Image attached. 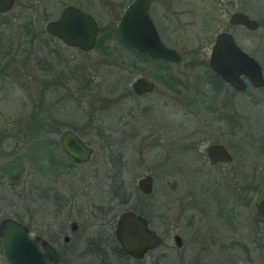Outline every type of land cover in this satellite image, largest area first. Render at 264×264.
Masks as SVG:
<instances>
[{
	"label": "rangeland",
	"instance_id": "obj_1",
	"mask_svg": "<svg viewBox=\"0 0 264 264\" xmlns=\"http://www.w3.org/2000/svg\"><path fill=\"white\" fill-rule=\"evenodd\" d=\"M65 1L16 0L11 9L0 14V136L4 137L0 151L14 147L21 168L13 187L7 175L0 184V218L17 215L42 233L45 220L57 226L66 218H75L80 225L67 244L74 248L75 255L84 247L86 236L96 229L94 204L107 203L111 207L109 217L133 207L146 214L151 227L163 237L155 250L159 252V264H264V221L251 217V201L257 198L256 188L264 181V148L257 147L264 135V104L254 103L248 93H236L233 97L241 108H236L242 112L237 120L241 128L227 129L219 118L210 121L205 107L209 83L205 67L202 62L190 63L198 45L194 39H203L217 26L207 29L208 25L202 23L205 14H198V23L178 30L182 37L175 47L181 61L168 64L159 60V67L165 68L157 73L152 61L142 59L138 64L143 66L134 68L119 59L117 55L124 56L128 51L109 28L116 22L113 13L99 5L91 10L99 27L97 38L102 41L96 47L82 52L49 38L43 24L57 15ZM245 6L252 12L258 10L251 2ZM28 18L36 24L32 33L24 30ZM241 36L240 31L238 38ZM196 48H200L197 57H204L206 46ZM130 55L128 58L135 62L134 54ZM260 61L264 71V57ZM47 62L50 66L46 69ZM164 70L175 75L176 89L162 81ZM141 72L154 80V92L137 98L125 94L132 78ZM100 97H107L103 101L110 103L100 107ZM32 107L39 116H45L48 130L44 132L45 125L40 123L36 126L39 133L34 131L29 136L25 121L31 119L24 116ZM64 127L76 129L93 148L87 162L71 169L57 142V134ZM128 129H135L136 136L115 142L124 162L122 172L114 176L127 194L123 202L108 195L106 183L111 179L105 168L107 148L102 146L106 142L97 132L119 139ZM213 131H220L217 139L231 152V162H207L203 147L214 140ZM45 137L53 155L51 164L59 167L50 174L43 169L44 158H38L32 148L43 140L47 142ZM0 156V165L10 159V154ZM32 158L38 159L40 167ZM144 173L152 176L149 194L136 188V180ZM47 185L70 198L57 217L46 216L51 213L42 197ZM74 201H81L89 211L83 220L75 216ZM226 208L228 215L224 216ZM203 213L205 218L201 220ZM190 214L194 221L189 226ZM212 223L213 229L208 230ZM173 233L182 238L179 248L174 245ZM155 251L140 261L114 262L149 264ZM0 261L5 262L2 258ZM71 264L87 263L74 258Z\"/></svg>",
	"mask_w": 264,
	"mask_h": 264
},
{
	"label": "flooded vegetation",
	"instance_id": "obj_2",
	"mask_svg": "<svg viewBox=\"0 0 264 264\" xmlns=\"http://www.w3.org/2000/svg\"><path fill=\"white\" fill-rule=\"evenodd\" d=\"M15 1L16 0L13 1V4L15 3ZM131 1L132 0H66L65 2H62L57 15L54 18L47 19L44 22V24L47 21L56 19L61 8L65 5H73L77 8H79L81 11L91 15L97 24V20H96L95 16L93 15V12H91V10L94 7L93 5H95V6L99 5L101 8L108 9L113 13V18L115 17L114 21L116 20L115 25L113 24L111 27H109V26H107V27L113 29L115 34H117L119 41L126 47V50L128 51V53L125 54L124 56H122L121 54H119L120 56L117 55L119 57V59L121 61L123 60L127 65H129L131 67L133 66L135 68L137 66H143L142 64H138V61L139 62L143 61L144 59L142 58L141 55H144V56L146 55V57H149L150 60H145V61L146 62L152 61V64H153L152 68L155 69V72L158 73L159 68L157 67V65L155 63L156 61L162 60L168 64H170V63L176 64V63H179L181 61L182 55H181L180 51L175 47V45H177L176 43L179 42L178 37H179V40L182 37V34L180 36H178V30H180V29L182 30V28L185 27L186 25H195L196 22L198 23L199 22L198 20H200V18L197 15L198 14L199 15L205 14L206 21L202 22V23H204L205 25H208L207 29L212 27V25L217 26V27L216 28L214 27L213 30L209 31L208 35H206L203 39H201V38L199 39V37L198 38L194 37L195 39L193 38L194 40L197 39L196 42L198 43V45H196V47L203 45L205 48V46H206V48H205L206 51H204V54H203L204 57H197L196 53L199 52L200 48L195 47L194 51H193L194 60L190 61V63L194 64V63L202 62V64L205 67L206 80L209 82V83H207L208 84V91L206 92V100H205L206 105H205V107L209 113L210 121L213 118L215 120H217L219 118L221 120L222 124L227 129H228V126L232 129H234V128L238 129L240 127L237 120L241 118L242 112H241V110L236 111V108L241 109L238 106V104L234 101L233 96L236 93L237 94H240L243 92L248 93L249 98L251 96L254 103H256L257 105H259L261 103L264 104V89H263L264 83L261 86H253L248 82L246 76H244L243 74H240L239 76L242 77L243 80L245 81V86L237 89V88L233 87L232 85H230L227 81L223 80L221 78V76L215 72V70L213 69V67L210 64V59L212 56V48H213V45L215 43L216 36H217V34L223 32V33L228 34V36L231 38L234 45L240 51H242L245 54H247L248 56L252 57L259 64L260 70H261V75H262L263 81H264V76H263L264 71L262 68V63L260 61L261 57H264V0H148L147 12H148L153 24H154V27L157 31L159 39L161 40V42L164 45L175 49L179 53L180 60L178 62H172V61L160 58V57H152V56L148 55L146 52L139 51L136 48L130 46L120 36V34L117 30V22H118L120 14L122 13L124 8ZM248 2L253 3L258 8V10L256 12L249 11L248 8H246V6H245L246 3H248ZM13 4L11 5V7L9 9L12 8ZM8 10H6V11H8ZM6 11L0 12V14H3ZM235 12L242 13V14L246 15L248 19L255 21L254 26L252 28H250L249 26H246L243 23L233 22V20L231 19V15ZM187 17H189V18H187ZM156 19H157V21H156ZM27 20H28V23H24V26H25V28H28L32 33L34 31V29L36 28L35 21L33 18L32 19L28 18ZM44 24H43V30L49 38H51V37L56 38L57 40L62 42V44H64L65 46L74 47L77 50L82 51V52L88 51V50L96 47L100 43H102L101 40H100L99 44L97 43V40H98L97 34H98V30H99L98 24H97V34H96L94 45L88 50H81L75 46L67 45L60 38L46 32L44 29ZM239 30L243 33L244 37L241 36L242 38H240V37L238 38V34L240 33ZM251 32L252 33L255 32L254 37H250V34H252ZM32 37L35 38V36H32ZM32 37L30 38V40L32 39ZM201 41H203V42H201ZM191 50H193V49H191ZM129 52L131 53V55H130L131 57L134 54L135 62H133L132 59L128 58ZM3 54L1 56H3ZM48 66H50V65L47 62L46 69L48 68ZM141 68H143V67H141ZM164 72L165 71H163L162 75L164 74ZM167 73H165L164 75H166ZM137 76H144L147 79L153 81V83L155 84L154 80L150 79L146 74H144L142 72L140 74L136 75L134 78H136ZM172 77L175 78V75L172 74ZM134 78H132V80ZM132 80L129 83V87L125 90V94H127L131 97L137 98V97H141V96H144V95H147V94L154 92L155 86L153 87V89L145 90L141 93L133 92L132 89L130 88V84H131ZM176 80L177 79L174 80V83L176 86H178L176 84ZM192 87L194 88V86H192ZM249 87L252 89H247ZM178 89H180V88H178ZM228 89H230V91H228ZM104 99H107V97H103V98L100 97V100H101V102H100L101 104L99 105L100 107L105 106L108 103H110V102L103 101ZM236 104H237V106H236ZM150 105H151L150 103L146 104V106H150ZM214 111H215V114L213 113ZM34 121L39 122V126H41V124H40L41 121H44V125H45L44 132L48 130L47 129V123H48L47 119L39 118V119H35ZM25 122L28 123V122H31V120H27ZM209 124H210V122H209ZM64 128L72 129L84 141V143H86L88 146H90L82 138V136L80 135V133L76 129L71 128V127H64ZM62 129H60L59 132ZM59 132H58V134H59ZM219 132L213 131L212 135L215 138H214V140H211L208 143H219V144L223 145L224 148L227 150V152L230 155V160H227V161L220 160V161H217L215 163H211L208 160V158L206 157V155L204 153V147H203V154H204L207 162L211 165H216V164H221V163H229L233 159L232 154L229 151V149L226 147V145L223 144L222 142H219V140L217 139L221 135V134H219ZM58 134H57V141H58ZM97 134L100 136V138L102 140H105V142H106V143H103L102 146L107 148V149H105L106 153H107V155H106L107 167H105V168H106V172L108 173V177H110V179H111L109 182L106 183L108 190H110V193H108V195L110 198L118 197V199L120 198V201L125 202L126 198H127V194L123 191V189H124L123 183L120 181L114 180L115 179L114 176L122 172V168H123V164H124L123 159L120 155L121 150H120V148L116 147L117 144L115 142L116 141H118V142L126 141L130 138L135 137L136 136V130L135 129H128V131L123 133L124 135L121 136L119 139H112L110 134H105L103 131H98ZM3 138L4 137L2 134L0 136V143L2 142ZM260 138H261V140H260L261 143L260 144L258 143L257 147L261 146L264 148V135L260 136ZM45 140L47 142L44 141L43 154L39 153L36 156L38 158H41V157L44 158V161L46 162V164H45V167L43 169L45 171H48V173L50 174V172H52V170H57L58 166H56V167L52 166L51 163L53 161L52 160L53 155H52L51 149L48 148L49 139H47L45 137ZM58 144H59V142H58ZM59 147H60V145H59ZM90 147H91L92 151H91V154H90L88 160L90 159L91 155L93 154V148H92V146H90ZM14 151H15L14 147H12L10 149V151H8V152L7 151H5V152L0 151V153H2L3 155L4 154H7V155L10 154V159H8V161H6L5 163L2 162V164L0 165V184L3 183L4 175H7L6 177L8 179V184L11 185L12 187H13V184L18 181L19 171L21 170V168L18 165L19 157L14 155L15 154ZM61 152L67 159H69V162L73 163V165L84 163V162L88 161V160H86L84 162H76L72 158H70L68 155H66L62 150H61ZM32 160H33L34 164H38V167H40L39 163H37L38 159L32 158ZM73 165H71V167H69V168L71 169L73 167ZM263 185H264V181L260 185H258V187L256 188V192L258 194L257 198L251 201V207H252L251 217L253 219H256V220H263L264 221L263 217L252 215L254 212L253 203L260 198V195H261L260 188ZM44 187H45V191H42L43 192L42 197H43L44 203H45L46 207H48V206L51 207L50 208L51 213L49 212V214H47L46 216L48 218L57 217V215L59 216V214L61 213L63 208L69 203L70 198L68 197V194L64 193L63 191L60 192V191L56 190L55 188L51 187V185H47ZM136 188H137V186H136ZM140 193H142V192H140ZM81 194L85 195V193L83 191L81 192ZM107 202H108V200H107ZM73 205H74V208L76 211L75 216L80 217L83 220V218L86 217V213H89V211H87L84 208V204L81 201H79V202L74 201ZM92 207L96 211V213L94 215L93 214L92 215L97 217L96 219L98 220L96 223L97 224L96 229L91 234L86 236L84 247H82L80 250L76 251L75 255H74V248L67 246L69 239L72 236H74V234L77 232L78 227L80 225L75 218H69V219L66 218V221H64L63 223L58 224L57 226H52L48 220H45L46 217L44 216L45 217V219H44L45 222L43 223L44 233H42V231H35L34 230V229H36L35 227H37L36 225L33 226L31 224L24 222L21 219V217H19V218L16 216H14V217L11 216V217H13V218L21 221L23 224H25L27 227V230H28V234L30 236H39L40 238L44 239L47 243H49L54 248V250L57 254V264H71L74 258H81L87 264H117L118 262H114V260L140 261L142 259H145L146 255H148L149 253H152L153 251H155L159 248V244H158L155 247H152L150 249L145 250L143 252L142 256L137 257V258L125 253L121 249L118 241L116 240V238L114 236L115 222H116L117 216L121 210L117 213V215H115V216L111 215L109 217L108 213H110L111 207L107 203L106 204H104V203L98 204L97 203V204H94ZM128 208H130L134 212L146 217L148 227L153 229L156 234L160 235L156 231L155 228L151 227V225L149 224L148 216L146 214L142 213L140 210L135 209L133 207H128ZM227 208H226L225 212L223 213L224 216L228 215L227 214ZM221 211H222V209H221ZM201 216H202L201 220H204L205 213L201 214ZM188 218H189L188 225L190 226L193 224L194 216L190 214ZM33 220H36V218L32 219V223H34ZM212 225H213V223L211 224V226H209L210 228L208 227V230L213 229ZM174 234H177L180 237V241L182 244V238L179 235V233H173V235ZM161 238H162V242H163V237L161 236ZM181 244L179 246H177L175 244L174 245L179 248L181 246ZM0 258L4 259V261H5V262L0 261V264H8V262L6 261L4 255L1 251V242H0ZM149 264H159V252L155 251V257L153 259H151V262Z\"/></svg>",
	"mask_w": 264,
	"mask_h": 264
},
{
	"label": "water",
	"instance_id": "obj_3",
	"mask_svg": "<svg viewBox=\"0 0 264 264\" xmlns=\"http://www.w3.org/2000/svg\"><path fill=\"white\" fill-rule=\"evenodd\" d=\"M13 1L0 0V12L8 10ZM147 7L148 0H132L124 8L117 22L120 36L130 46L152 57L178 62L179 53L161 42ZM231 19L250 28L255 23L246 15L237 12L231 15ZM44 29L67 45L81 50L90 49L97 34V24L93 17L73 5L63 6L56 19L44 24ZM210 64L223 80L237 89L245 86L240 74L246 76L253 86H261L264 83L259 64L240 51L226 33L217 34ZM153 87V81L144 76H137L130 84V88L135 93L151 90ZM58 142L61 150L76 162L88 160L92 151L91 147L70 128H63L59 132ZM204 153L211 163L230 160L229 153L219 143H207L204 146ZM152 185V176L149 173L143 174L136 180L138 190L144 194L151 192ZM260 193V198L253 203L252 215L264 218V185L261 186ZM114 236L121 249L135 258L141 257L145 250L162 242L161 236L148 227L147 218L130 208L119 212ZM172 239L175 245L181 244L177 234H174ZM0 242L1 251L8 264H57L54 248L39 236H30L26 225L11 216L0 218Z\"/></svg>",
	"mask_w": 264,
	"mask_h": 264
},
{
	"label": "trees",
	"instance_id": "obj_4",
	"mask_svg": "<svg viewBox=\"0 0 264 264\" xmlns=\"http://www.w3.org/2000/svg\"><path fill=\"white\" fill-rule=\"evenodd\" d=\"M25 23H28V20H26L25 21ZM25 31H30L28 28H25L24 29ZM115 33V32H114ZM100 38L98 37V40H97V43L99 44V42H100ZM8 51H5L4 53H7ZM142 56V58L144 59V60H150V58L149 57H146V55L144 56V55H141ZM160 61H162V60H160ZM155 62V61H154ZM162 62H164V61H162ZM156 63V65H157V67L158 68H165V66L164 67H159V61H156L155 62ZM165 63V62H164ZM165 72H164V74L165 73H167L166 75H162V81L165 83V85H167V86H169V87H171L172 89H175V83H174V80H175V78H173L172 77V74H170V72L169 71H167V70H164ZM174 79V80H173ZM57 83H58V81H57ZM26 118H28V119H31V122H28L27 123V129H28V135L30 136L31 134L32 135H34L33 133H34V131H36L37 133H39V131L37 130V128L39 127V122H37V121H34L35 119H39V118H45V116H39L38 115V113L36 112V109L34 108V107H32L31 108V110L28 112V114L26 115V116H24V119H26ZM44 120V119H43ZM38 124V125H37ZM41 124H42V126L44 125V121H41ZM36 126H38V127H36ZM31 135V136H32ZM56 143V140H52V143ZM58 142V141H57ZM32 148H34L35 149V153H36V155L37 154H39V153H41V154H43V151H44V140L42 141V142H40L39 143V145L38 144H35V145H33V147ZM53 164V163H52ZM69 166H71V165H73V163L72 162H69V164H68ZM52 166H57V164H54V165H52ZM16 217H18L19 218V216H17L16 215Z\"/></svg>",
	"mask_w": 264,
	"mask_h": 264
}]
</instances>
